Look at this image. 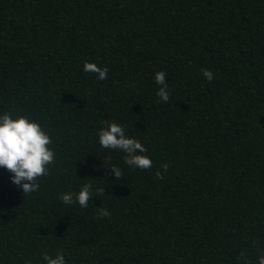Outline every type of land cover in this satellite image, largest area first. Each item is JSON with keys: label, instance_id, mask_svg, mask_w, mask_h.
Here are the masks:
<instances>
[{"label": "trees", "instance_id": "16d2710c", "mask_svg": "<svg viewBox=\"0 0 264 264\" xmlns=\"http://www.w3.org/2000/svg\"><path fill=\"white\" fill-rule=\"evenodd\" d=\"M2 112L40 122L55 160L27 195L0 167V264L60 250L68 264H255L264 250V0H0ZM111 121L150 169L100 146ZM87 183L105 188L88 207L59 199Z\"/></svg>", "mask_w": 264, "mask_h": 264}, {"label": "clouds", "instance_id": "9594fccd", "mask_svg": "<svg viewBox=\"0 0 264 264\" xmlns=\"http://www.w3.org/2000/svg\"><path fill=\"white\" fill-rule=\"evenodd\" d=\"M83 71L95 73L99 81L108 78V68L94 62L85 61ZM202 75L209 82L214 79L213 72L208 69H203ZM154 81L160 86L156 91L159 102L167 103L170 98L167 73L157 71ZM97 136L102 148L124 153V163L128 167L141 170L152 167L151 157L144 155L147 148L139 139L127 134L124 124L116 121L106 122L97 131ZM51 143V136L37 120L26 115L13 116L11 112L0 113V167L12 173V183L19 186L25 195L39 191L38 178L48 174V166L55 160V151L50 147ZM109 168L116 177H123L121 169L115 165ZM163 169L167 171L168 165H163ZM157 175L162 178L160 172ZM94 192L105 194V188L96 189L91 183H87L83 184L78 192L61 193L59 199L66 205L78 203L80 207L86 208ZM101 215L109 216L110 213L103 209ZM41 264H68V261L64 252L60 250L54 256L44 252ZM255 264H264V250L258 252Z\"/></svg>", "mask_w": 264, "mask_h": 264}]
</instances>
